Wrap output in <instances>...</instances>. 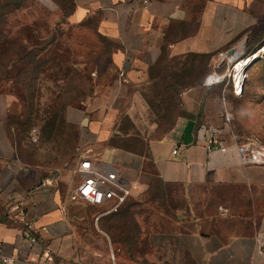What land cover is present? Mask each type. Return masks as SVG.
Here are the masks:
<instances>
[{
    "label": "crops",
    "instance_id": "0c3cea01",
    "mask_svg": "<svg viewBox=\"0 0 264 264\" xmlns=\"http://www.w3.org/2000/svg\"><path fill=\"white\" fill-rule=\"evenodd\" d=\"M93 14L100 16V42L113 43L109 64L116 77L112 85L97 88L86 118L79 121L74 111L68 115L70 122H80L79 153L71 157L75 174L79 177L82 154L89 153L121 169L138 195L154 188L141 177L159 179L162 184L153 195L178 223L190 226L149 234L151 256L157 251L160 264H264V218L256 211L264 193V166L246 164L240 144L222 138L217 129L223 99L235 93L219 83L227 76L219 65L264 42V0H150L148 7L140 0H75L66 16L75 25ZM105 73L109 71L101 70L103 79ZM94 76L99 79L98 73ZM157 80L196 82L180 90V104L163 120L144 95ZM4 97L0 95L3 252L16 259L14 264H82L89 204L71 197L80 177L60 182L41 177L40 152L34 146L41 131L36 124L23 125L10 96ZM123 114L136 130L145 131L122 133L121 124L114 134ZM34 127L38 142L31 140ZM203 127L208 135L215 133L225 150L208 147L200 137ZM17 206L20 210L9 213ZM25 221L30 233L23 232ZM0 264L7 263L0 259Z\"/></svg>",
    "mask_w": 264,
    "mask_h": 264
},
{
    "label": "rangeland",
    "instance_id": "374dc122",
    "mask_svg": "<svg viewBox=\"0 0 264 264\" xmlns=\"http://www.w3.org/2000/svg\"><path fill=\"white\" fill-rule=\"evenodd\" d=\"M74 7L75 0H0V95L10 96L13 110L21 119L44 118L35 123L40 131L46 122L59 127L55 134L49 133L50 129L47 135L41 132L40 141L34 143L40 152L41 177L57 182L67 176L79 180L71 157L79 153L80 122H70L68 115L74 111L79 121L86 118V107L95 99L97 88L112 85L116 77L109 64L113 43L107 39L101 43L96 32L100 16L93 14L71 25L66 15ZM263 52L264 47L253 55L258 58ZM246 55L236 59L230 56L231 63L218 64L219 71L227 75L219 83L235 87L239 95L233 92L223 99V121L217 129L224 139L264 145V56L253 65L246 62L240 80L234 77L232 81L234 75H230L235 74L239 61L250 59ZM101 70L109 71L104 79ZM120 119L114 134H119L121 124L122 133L145 131L136 130L127 115ZM146 179L160 184L154 175L140 178ZM147 189L129 199L128 204L133 205L124 216L102 215L105 208L88 205L90 216L81 236L85 244L82 264H160L157 251L151 256L149 234L190 226L178 223L154 191ZM256 211L263 219L264 193Z\"/></svg>",
    "mask_w": 264,
    "mask_h": 264
},
{
    "label": "built area",
    "instance_id": "2783aa9c",
    "mask_svg": "<svg viewBox=\"0 0 264 264\" xmlns=\"http://www.w3.org/2000/svg\"><path fill=\"white\" fill-rule=\"evenodd\" d=\"M140 1L143 3L144 7H148L150 3V0ZM232 74L230 75L232 76ZM233 79L232 76V81ZM234 90L237 94L235 87ZM199 132L201 133L200 137L207 140L209 148L221 147L222 150H225V148L221 146V142L215 133H210L208 135L207 133L209 132H207L204 127ZM30 136L33 142H38V129L35 127L32 128ZM239 148L246 164L264 166V145L242 143L239 145ZM178 151V148H176L173 150V153L176 154ZM76 173L79 175L80 180L71 195L72 199L82 200L89 205L105 208L102 215L118 211L131 197L139 194V192L135 191L133 182L121 169L113 164L101 162L97 156L95 157L89 153L82 154ZM16 210H20V207L17 206L14 209H10L9 213L12 214ZM100 216H98L97 219H99ZM31 231V225L25 221L23 232L30 233ZM31 240L34 243L37 241L34 237H32ZM0 259L7 264H14L16 262L13 256L4 254L3 242L1 241Z\"/></svg>",
    "mask_w": 264,
    "mask_h": 264
},
{
    "label": "trees",
    "instance_id": "16d2710c",
    "mask_svg": "<svg viewBox=\"0 0 264 264\" xmlns=\"http://www.w3.org/2000/svg\"><path fill=\"white\" fill-rule=\"evenodd\" d=\"M263 47H264V42L258 48H256L253 51L247 50L245 52V53H247L246 57H249V56L255 54L256 52L261 50ZM261 55L264 56V52L261 53L258 56V58ZM199 60H200L201 63H203V61L205 59L200 58ZM195 83H196L195 81L183 80V81H177V84H175V82H167V81L157 80V81H154L149 86V88H148V90L146 92H144L145 99H146L150 109L153 110V112L155 113L157 118H160L161 120H163L166 117H168V114L170 115L171 110L175 106L180 104V102H181L180 101L181 97L179 96L180 90L182 88L187 87L189 84H195ZM175 90H177V92H178L177 93L178 95H176V96L173 94V91H175ZM36 120L37 121L39 120V122H42V120H44V118L40 119L39 116H37V117H29V118H27V120L21 119L20 122L23 125L27 126V128L28 127L30 128L36 123ZM49 129H50V131H49ZM57 130H60L58 126H55L54 124H49L48 122H46L44 125L41 126V132H42L43 136L47 135L48 131H49V133H54V132L56 133ZM154 184L155 183L153 181H151V186L154 187L152 189V191H154L155 194H158V188H160V185L162 183L160 182L159 185H154ZM132 205L133 204H128L126 202V204H125L126 207H121L118 211L110 213V214H112L111 217L117 216L118 214H120L121 216L126 215V213H128V211L129 212L131 211L130 209H131ZM114 225L112 227H114Z\"/></svg>",
    "mask_w": 264,
    "mask_h": 264
},
{
    "label": "bare ground",
    "instance_id": "6f19581e",
    "mask_svg": "<svg viewBox=\"0 0 264 264\" xmlns=\"http://www.w3.org/2000/svg\"><path fill=\"white\" fill-rule=\"evenodd\" d=\"M231 57L234 58V55H230ZM254 58H257L255 57V55H251L250 59H245L243 61H239L235 67V71H234V77L236 80H240L241 78V75H242V72L243 70L245 69V67L248 65V61H249V64L251 63L252 65V61L254 60ZM247 62V63H246Z\"/></svg>",
    "mask_w": 264,
    "mask_h": 264
},
{
    "label": "water",
    "instance_id": "95a60500",
    "mask_svg": "<svg viewBox=\"0 0 264 264\" xmlns=\"http://www.w3.org/2000/svg\"><path fill=\"white\" fill-rule=\"evenodd\" d=\"M230 52H233V50H230ZM261 57H262V56H261ZM261 57H259V58H257V59L254 58V60H253V62H252V65H253L254 63H256Z\"/></svg>",
    "mask_w": 264,
    "mask_h": 264
}]
</instances>
